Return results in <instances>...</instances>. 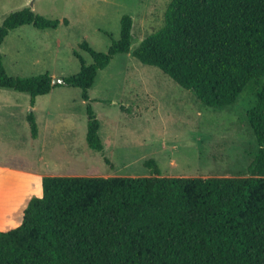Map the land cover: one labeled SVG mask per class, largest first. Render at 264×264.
I'll return each instance as SVG.
<instances>
[{
	"label": "trees",
	"instance_id": "trees-1",
	"mask_svg": "<svg viewBox=\"0 0 264 264\" xmlns=\"http://www.w3.org/2000/svg\"><path fill=\"white\" fill-rule=\"evenodd\" d=\"M133 23L123 16L108 52L83 42L93 62L76 53L80 72L65 77L88 103V145L104 149L89 90L116 54L131 53L210 107L251 91L247 115L260 148L250 176H162L154 159L150 176H45L23 222L0 230V264H264V0H172L164 25L132 50ZM28 24L56 29L60 20L12 12L0 25V48ZM60 85L49 73L11 76L0 52V88L28 93L32 106ZM27 120L37 138L33 111Z\"/></svg>",
	"mask_w": 264,
	"mask_h": 264
},
{
	"label": "rangeland",
	"instance_id": "rangeland-1",
	"mask_svg": "<svg viewBox=\"0 0 264 264\" xmlns=\"http://www.w3.org/2000/svg\"><path fill=\"white\" fill-rule=\"evenodd\" d=\"M171 1L0 0V25L24 8L60 20L56 29L28 24L12 30L0 48L3 63L17 77L76 75V53L93 62L83 42L108 52L120 38L123 16L130 15L133 50L164 25ZM89 94L101 123L102 151L87 143L88 103L80 88L56 86L37 97L36 109L28 93L0 88V163L49 175L142 177L152 175L146 162L154 159L162 176H250L260 148L247 115L251 91L229 107H210L159 68L119 53L99 71ZM32 110L39 139H32L27 120Z\"/></svg>",
	"mask_w": 264,
	"mask_h": 264
},
{
	"label": "crops",
	"instance_id": "crops-1",
	"mask_svg": "<svg viewBox=\"0 0 264 264\" xmlns=\"http://www.w3.org/2000/svg\"><path fill=\"white\" fill-rule=\"evenodd\" d=\"M36 107L37 98L34 109ZM39 137L40 129L38 137L32 136V139H39ZM72 154L76 156L75 152ZM42 160L44 161L43 158ZM45 176L61 175H49L43 170L0 163V230H10L23 222L24 212L31 198L43 195V178Z\"/></svg>",
	"mask_w": 264,
	"mask_h": 264
},
{
	"label": "water",
	"instance_id": "water-1",
	"mask_svg": "<svg viewBox=\"0 0 264 264\" xmlns=\"http://www.w3.org/2000/svg\"><path fill=\"white\" fill-rule=\"evenodd\" d=\"M53 84H65V78L56 77V78L53 79Z\"/></svg>",
	"mask_w": 264,
	"mask_h": 264
}]
</instances>
